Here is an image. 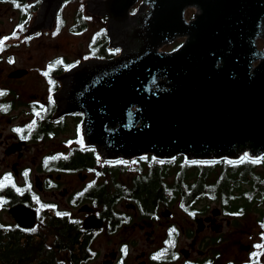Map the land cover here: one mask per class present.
I'll return each instance as SVG.
<instances>
[{"label":"flooded vegetation","instance_id":"af4514ba","mask_svg":"<svg viewBox=\"0 0 264 264\" xmlns=\"http://www.w3.org/2000/svg\"><path fill=\"white\" fill-rule=\"evenodd\" d=\"M44 1L52 2L0 0V234L39 239L40 264H264V156L240 167L250 173L233 187L186 179L176 158L103 159L84 136L85 112L59 111L87 102L92 72H111L71 67L142 50L159 26L150 21L158 1L133 0L115 16L104 9L118 0H61L51 20L38 21ZM197 1L182 8L185 33L158 52L188 38L208 42V29L194 23ZM237 17L219 32L243 42L254 34L263 51L264 18L256 36L251 11ZM15 206L34 211L32 228L9 212Z\"/></svg>","mask_w":264,"mask_h":264},{"label":"water","instance_id":"95a60500","mask_svg":"<svg viewBox=\"0 0 264 264\" xmlns=\"http://www.w3.org/2000/svg\"><path fill=\"white\" fill-rule=\"evenodd\" d=\"M132 1L118 0L116 10L104 7V12L123 16ZM157 1L150 21H159V26L148 29L142 50L70 68L111 72H92L91 97L82 104L59 107L60 113L85 112L84 136L103 159L131 160L149 154L165 161L182 156L187 162H237L243 156L251 160L264 156V50H257L254 34L250 42H243L219 32L234 27L239 14L251 11L258 36L264 0L195 2L201 13L194 23L208 29V42L188 38L173 53L157 48L175 33H185L181 12L188 0H175L176 8L173 0ZM60 2L44 1L38 21L51 20ZM9 212L21 226L34 223V211L26 207L15 206Z\"/></svg>","mask_w":264,"mask_h":264},{"label":"trees","instance_id":"16d2710c","mask_svg":"<svg viewBox=\"0 0 264 264\" xmlns=\"http://www.w3.org/2000/svg\"><path fill=\"white\" fill-rule=\"evenodd\" d=\"M181 159L182 162L176 164L177 176L186 178L187 174L196 173L200 177L199 179L221 181L223 185L230 187L235 186L238 180H241L238 175L250 173L249 170H242L240 167L248 168L257 164V162L254 163L246 157H242L237 162L223 160L219 162L189 163L184 161L182 157ZM5 238V243H1ZM35 240L27 238L25 242L21 243L17 233H11L6 237L0 234V264H40V250L37 247H39L41 241L39 239ZM28 245H31V247H28Z\"/></svg>","mask_w":264,"mask_h":264},{"label":"snow or ice","instance_id":"6c2138e0","mask_svg":"<svg viewBox=\"0 0 264 264\" xmlns=\"http://www.w3.org/2000/svg\"><path fill=\"white\" fill-rule=\"evenodd\" d=\"M21 28H23V26H21ZM13 36H15V32L13 33ZM4 39H8V38L5 37ZM3 43H4V40H0V45H2ZM57 63H60V61H57ZM17 131H19V130L17 129ZM253 162L256 163V162H258V161H253ZM25 175H27V173H25ZM6 179H7V180H10V177H6ZM0 186H2V185H0ZM172 232H175V229L170 230V234H171Z\"/></svg>","mask_w":264,"mask_h":264},{"label":"rangeland","instance_id":"374dc122","mask_svg":"<svg viewBox=\"0 0 264 264\" xmlns=\"http://www.w3.org/2000/svg\"><path fill=\"white\" fill-rule=\"evenodd\" d=\"M67 42H68V41L66 40V44H65V48H66V49H68ZM180 162H182L181 157H178V158L176 157V159L173 161V164L176 166V164H177V163H180Z\"/></svg>","mask_w":264,"mask_h":264},{"label":"bare ground","instance_id":"6f19581e","mask_svg":"<svg viewBox=\"0 0 264 264\" xmlns=\"http://www.w3.org/2000/svg\"><path fill=\"white\" fill-rule=\"evenodd\" d=\"M32 228V227H31ZM43 258V257H42Z\"/></svg>","mask_w":264,"mask_h":264}]
</instances>
